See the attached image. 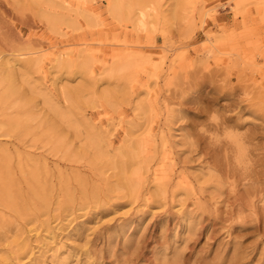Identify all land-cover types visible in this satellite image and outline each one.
<instances>
[{
    "label": "rangeland",
    "instance_id": "rangeland-1",
    "mask_svg": "<svg viewBox=\"0 0 264 264\" xmlns=\"http://www.w3.org/2000/svg\"><path fill=\"white\" fill-rule=\"evenodd\" d=\"M0 264H264V0H0Z\"/></svg>",
    "mask_w": 264,
    "mask_h": 264
},
{
    "label": "bare ground",
    "instance_id": "bare-ground-1",
    "mask_svg": "<svg viewBox=\"0 0 264 264\" xmlns=\"http://www.w3.org/2000/svg\"><path fill=\"white\" fill-rule=\"evenodd\" d=\"M50 6H53V5H50ZM111 6H112V11L115 14L118 15L119 11L121 12V7L122 6L119 3L114 2V4H111ZM127 6H128V9L125 7V9H127V10L126 11L124 10V15L127 16V17L132 18L133 20H135L137 22L138 28H142L143 29L145 27V21H146L148 12L150 10H147V9L145 10V7L141 8V3H139V1L135 2V3H132L131 6H129V5H127ZM148 9H150V8H148ZM63 19H64V17H63ZM63 19H61V16H60L59 21H62ZM46 20H49V19H46ZM64 20L62 22L66 21V20L65 21ZM59 21H57V22H59ZM53 22L51 21V23H52L51 25L55 26L54 25L55 22L54 23ZM59 23H61V22H59ZM9 94H10V91H8L7 95H9Z\"/></svg>",
    "mask_w": 264,
    "mask_h": 264
}]
</instances>
